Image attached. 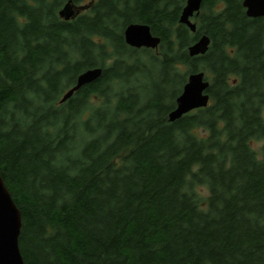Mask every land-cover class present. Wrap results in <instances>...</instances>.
<instances>
[{"label":"trees","instance_id":"16d2710c","mask_svg":"<svg viewBox=\"0 0 264 264\" xmlns=\"http://www.w3.org/2000/svg\"><path fill=\"white\" fill-rule=\"evenodd\" d=\"M67 1L0 0V173L26 264H264V16L204 0L191 31L186 0H72L65 20ZM138 22L157 48L127 44ZM198 71L209 105L170 121Z\"/></svg>","mask_w":264,"mask_h":264},{"label":"water","instance_id":"95a60500","mask_svg":"<svg viewBox=\"0 0 264 264\" xmlns=\"http://www.w3.org/2000/svg\"><path fill=\"white\" fill-rule=\"evenodd\" d=\"M204 0H186V4L180 15V23L187 25L191 31L196 30V23L191 18L199 14ZM243 6L249 17L264 16V0H243ZM81 8L68 0L60 10V15L65 20L74 18ZM127 44L135 48H157L161 38L151 31L146 23H131L125 31ZM210 38L203 34L196 42L188 47L189 54L196 56L207 52ZM102 67L89 68L81 72L76 83L62 96L61 102L68 100L77 90L101 77ZM210 81L204 71L192 72L188 75L182 92L176 99V107L169 114V120L175 121L184 114L195 109L203 108L210 103V94L207 89ZM22 228V212L17 206L0 173V264H26L19 245V237Z\"/></svg>","mask_w":264,"mask_h":264},{"label":"rangeland","instance_id":"374dc122","mask_svg":"<svg viewBox=\"0 0 264 264\" xmlns=\"http://www.w3.org/2000/svg\"><path fill=\"white\" fill-rule=\"evenodd\" d=\"M89 0H85V3L88 2ZM201 12V11H200ZM195 17V16H194ZM194 17L191 18L192 22L196 23V29H197V22L196 20L194 19ZM263 142L261 140H254L253 141V147L258 151L260 152L261 150V146H262ZM203 192H206V188H202Z\"/></svg>","mask_w":264,"mask_h":264},{"label":"flooded vegetation","instance_id":"af4514ba","mask_svg":"<svg viewBox=\"0 0 264 264\" xmlns=\"http://www.w3.org/2000/svg\"><path fill=\"white\" fill-rule=\"evenodd\" d=\"M146 48V47H145Z\"/></svg>","mask_w":264,"mask_h":264}]
</instances>
